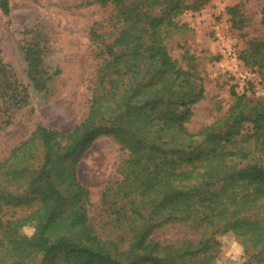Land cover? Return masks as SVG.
I'll return each mask as SVG.
<instances>
[{
  "label": "rangeland",
  "instance_id": "obj_1",
  "mask_svg": "<svg viewBox=\"0 0 264 264\" xmlns=\"http://www.w3.org/2000/svg\"><path fill=\"white\" fill-rule=\"evenodd\" d=\"M136 11L138 17H133L129 31L143 37L140 41L134 36L132 43L141 46L145 79L158 70L160 60L167 62L168 74L180 73L181 86L177 85L174 97L179 103L167 102L162 112L194 101L181 111L191 110L184 126L195 140L200 139L196 149L201 145L205 152L214 148L230 154L253 149L261 125L239 123L236 106L240 102L241 111L252 109L255 117L264 112V0H138ZM115 14L111 2L98 0H10L8 14L0 7V164L15 157L20 148L28 150L26 158L33 155L41 161L45 151L40 128L73 132L91 115L96 100L137 87L130 84L132 74L126 73V64L115 66L106 59L101 39L93 37L96 26L113 28L110 21ZM157 149L171 150L170 145ZM130 156L118 138L103 134L84 151L76 167L77 179L87 189L80 204L88 223L104 243L116 245L119 251L129 250L134 238L127 218L118 212L125 176L132 169ZM257 182L255 176L231 178L229 185L218 183L213 192L253 195ZM0 208V227L10 219L31 217L21 232L34 233L36 204H0ZM62 219L56 211L49 228L53 238L63 233ZM148 226V241L163 246L186 241L197 245L211 232L191 222H164L159 216ZM212 243L207 254L213 256V264H264V251L252 257L246 254L240 234L218 232ZM73 261L74 255L63 253L49 264Z\"/></svg>",
  "mask_w": 264,
  "mask_h": 264
},
{
  "label": "trees",
  "instance_id": "obj_2",
  "mask_svg": "<svg viewBox=\"0 0 264 264\" xmlns=\"http://www.w3.org/2000/svg\"><path fill=\"white\" fill-rule=\"evenodd\" d=\"M98 1L111 2L116 14L110 21L113 28L96 26L93 37L96 41L101 39L105 47L101 53L106 59L111 58L115 66L126 64L129 70L126 73L132 74L130 84L137 83V87H126L120 95L112 94L111 99L96 100L91 115L73 132L40 128L39 141L45 151L41 161L36 162L33 155L26 158L28 150L20 148L15 157L0 164V204L5 207L36 204L37 214L31 236L21 232L31 217L10 219L1 225L0 264H33L39 260L40 264H49L63 253L74 255L72 264H213V256L207 251L213 247L218 232L242 235L246 254L250 256L263 253L264 112L255 117L252 109L242 112L240 102L236 106L240 111L236 118L239 123L255 121L261 125L255 132L253 149L251 146L249 151L231 154L214 148L205 152L201 145L196 149L194 144L200 139L195 140L184 126L191 110L181 111L194 101L162 112L168 108L167 102L179 103L174 97L180 73L168 74L167 62L160 60L158 70L145 79L147 68L141 61V46L133 45L134 36L140 41L143 37L129 31L133 17H138V0ZM0 7L8 14L10 0H0ZM146 24L151 25L149 21ZM103 134L118 138L131 151L132 169L125 176L118 210L127 218L134 236L127 251L104 243L88 223L84 205L80 204L87 189L77 179V163ZM165 145H170L171 150L157 149ZM235 156L241 160L229 158ZM204 157L206 160L198 165L197 161ZM248 176L258 178L253 195L224 191L220 196L213 192L218 183L229 185L231 178L238 181ZM56 211L63 217V233L53 238L49 228L56 219ZM158 216L164 222H191L211 232L197 245L186 241L163 246L148 241L145 234Z\"/></svg>",
  "mask_w": 264,
  "mask_h": 264
}]
</instances>
